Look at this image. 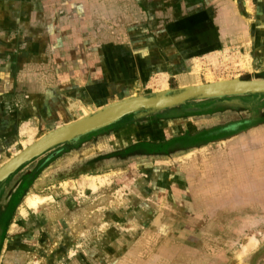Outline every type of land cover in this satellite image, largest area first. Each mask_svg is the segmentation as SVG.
Wrapping results in <instances>:
<instances>
[{
	"label": "rangeland",
	"instance_id": "obj_1",
	"mask_svg": "<svg viewBox=\"0 0 264 264\" xmlns=\"http://www.w3.org/2000/svg\"><path fill=\"white\" fill-rule=\"evenodd\" d=\"M41 4L56 35L44 57L58 78L105 89L74 100L84 109L69 120L37 133L25 124L17 145L0 140V167L46 133L128 98L264 80V0ZM249 25L253 42L240 37ZM156 41L173 72L119 78L116 52L159 53ZM30 194L46 201L26 209ZM52 206L64 215L88 207L87 219H47ZM0 264H264V93L139 108L23 162L0 181Z\"/></svg>",
	"mask_w": 264,
	"mask_h": 264
},
{
	"label": "crops",
	"instance_id": "obj_2",
	"mask_svg": "<svg viewBox=\"0 0 264 264\" xmlns=\"http://www.w3.org/2000/svg\"><path fill=\"white\" fill-rule=\"evenodd\" d=\"M31 1L0 0V140L14 145L20 143V129L25 124L36 133L48 130L56 122L71 119L75 111L80 112L83 106L74 100L83 102L82 97L97 100L99 88L105 89L103 83L88 82L85 87L83 83L72 84L71 77L66 80L58 78L61 70L54 67L50 57H44L46 50L53 47L51 44L56 41L55 27L50 25V20L49 25L46 24L47 10L41 8L42 0ZM248 27L240 37L253 42L257 37L250 25ZM175 46L176 50L179 49L178 53L185 52V45L183 48ZM158 51L130 47L127 55L117 51L111 63L123 65V77L119 78L125 81L136 82L141 75L155 70L172 73L171 63L175 61L167 58L163 46L159 45ZM157 58L160 62H156ZM100 72L95 73L96 82ZM117 72L120 76V71ZM45 210L51 214L47 219L64 215L56 206ZM87 210L88 207H81L77 213L68 212L62 217L70 225L74 218L87 219ZM35 222L37 220H33ZM86 223L89 221L86 220ZM38 236H42L41 229Z\"/></svg>",
	"mask_w": 264,
	"mask_h": 264
},
{
	"label": "water",
	"instance_id": "obj_3",
	"mask_svg": "<svg viewBox=\"0 0 264 264\" xmlns=\"http://www.w3.org/2000/svg\"><path fill=\"white\" fill-rule=\"evenodd\" d=\"M262 81L264 80L236 79L217 84L188 86L180 89L178 92L168 95L161 94L160 96L155 97H132L125 99L114 105L105 107L93 116L64 125L46 133L0 167V172L4 173V175L0 177V181L4 180L23 162L31 159L35 155H38L46 148L102 127L118 119L123 114L132 112L136 109L144 108L150 110H160L182 103L191 98L221 97L241 93H264V82Z\"/></svg>",
	"mask_w": 264,
	"mask_h": 264
},
{
	"label": "bare ground",
	"instance_id": "obj_4",
	"mask_svg": "<svg viewBox=\"0 0 264 264\" xmlns=\"http://www.w3.org/2000/svg\"><path fill=\"white\" fill-rule=\"evenodd\" d=\"M245 28H246V26H245ZM262 82H264V81H262ZM145 100H150V99H145ZM24 143H25V141H24ZM3 175H4V173L3 172H0V177H2ZM95 185L96 184L94 183L93 178H92V180H90V186L94 189L95 188ZM45 198L46 197H41V196H39L37 194L27 195L26 198H25V201H24V206H25L26 209H35V208L39 207V205L42 202H45L46 201ZM25 208L24 207H21L20 208L18 217L21 218L25 214Z\"/></svg>",
	"mask_w": 264,
	"mask_h": 264
}]
</instances>
